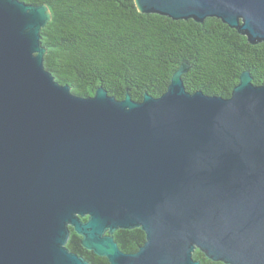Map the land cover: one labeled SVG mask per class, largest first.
I'll list each match as a JSON object with an SVG mask.
<instances>
[{
	"label": "water",
	"instance_id": "1",
	"mask_svg": "<svg viewBox=\"0 0 264 264\" xmlns=\"http://www.w3.org/2000/svg\"><path fill=\"white\" fill-rule=\"evenodd\" d=\"M134 1L264 41V0ZM50 17L0 0V264H89L71 228L111 264H264V85L245 70L229 98L192 93L183 65L157 98L79 96L45 68ZM136 227L124 252L113 234Z\"/></svg>",
	"mask_w": 264,
	"mask_h": 264
},
{
	"label": "trees",
	"instance_id": "2",
	"mask_svg": "<svg viewBox=\"0 0 264 264\" xmlns=\"http://www.w3.org/2000/svg\"><path fill=\"white\" fill-rule=\"evenodd\" d=\"M45 4L51 20L41 30L46 48L44 65L60 84L79 96H94L105 87L111 96L141 101L167 90L172 74L186 65L182 78L189 92L229 98L248 70L254 84L264 85V41L251 43L238 29L216 17L202 22L143 13L134 0H22ZM87 219L86 217L82 218ZM121 250L136 252L146 239L141 228L116 229ZM71 228L66 246L89 264H111L108 258L84 248ZM201 264L210 260L195 249Z\"/></svg>",
	"mask_w": 264,
	"mask_h": 264
}]
</instances>
